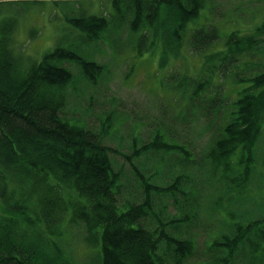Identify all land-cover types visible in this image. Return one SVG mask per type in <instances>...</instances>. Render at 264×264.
<instances>
[{"label":"trees","instance_id":"16d2710c","mask_svg":"<svg viewBox=\"0 0 264 264\" xmlns=\"http://www.w3.org/2000/svg\"><path fill=\"white\" fill-rule=\"evenodd\" d=\"M14 1L0 0V264H78L61 245L70 227H81L83 243L94 250L86 264H187L196 258L195 228L207 207L201 203L206 192L197 188L201 175L216 197L205 212L221 221L208 261L197 264H254L252 244L264 218L244 223L232 210L240 186L252 178L264 121V25L243 27L242 34V9H225L223 0H106L104 15L100 6L86 13L74 0H22L19 7ZM42 5L68 26L62 23L61 39L36 61L17 51L15 34L19 12H40ZM228 24L234 29L224 35ZM119 45L137 56L159 45L161 64L180 58L186 47L200 56L198 74L172 77L185 102L178 113L206 116L209 131L197 161L186 139L165 138L174 149L153 155L159 169L151 170V162L137 194L123 205L105 135L66 110L79 78L96 85L106 71L87 51L117 52ZM225 85L235 88L233 97L221 96ZM109 114L99 131L113 124ZM160 138L156 132L153 144L139 146L132 139V154L156 153ZM164 154L172 162L161 179ZM221 187L226 197L216 195ZM240 248L247 253L242 258Z\"/></svg>","mask_w":264,"mask_h":264},{"label":"rangeland","instance_id":"374dc122","mask_svg":"<svg viewBox=\"0 0 264 264\" xmlns=\"http://www.w3.org/2000/svg\"><path fill=\"white\" fill-rule=\"evenodd\" d=\"M21 1L14 2L17 3L16 7H19ZM223 1L225 3L222 1L221 3L226 6L225 9H229L227 7H232L235 4L242 9L238 8V13L247 16L240 14L244 19H247L246 23L240 21L241 27L238 21V30L242 34L243 27L246 30H254L255 27L264 25V0ZM41 2L44 3V1ZM72 2H74L73 6H81L88 14L97 12V7L100 6L101 11L98 14L104 15L105 10L103 9L108 7V4H103L108 3L106 0H74ZM43 5L40 7V12L35 8L19 12L21 14L20 24L15 34L17 51L22 53L21 50H23L27 57L36 61L61 39L60 27L62 23L64 26H68L62 14L57 16L56 10L53 11L54 8L47 9V12ZM74 11L77 10L74 9ZM44 13L48 14L44 16ZM230 28L234 29L232 24L223 26L224 35L229 33L228 29ZM35 32L37 33L35 34ZM119 46L117 52L103 47L87 51L88 56L102 63L106 71L96 85L90 84L84 78H79L75 90H71L70 109L66 110L69 115L85 120L88 127L95 132L105 135L103 142L111 147L109 161L115 172L119 174L121 183L119 202L120 205H123L128 203L127 201H131L137 194L142 181L141 174L149 173L147 172L148 165L154 161L153 155L156 154L144 152L137 155L135 151L132 154V139H136L135 143L138 146L152 143L153 141L150 140L156 132H160L164 138L174 135L173 138H177L180 142H183L182 139H186L187 143L193 146L189 156H193L197 161L204 155L203 148H208L209 131L205 130L208 123L206 116L201 114L195 116L191 112L183 116L178 113L179 107L185 102L180 99L182 93L176 90V80L172 77L179 72L189 76L198 74L202 62L200 56L188 52L186 47L180 58L161 64L162 51L159 45L141 56L134 54V50L131 48L122 49L124 47ZM262 49H264V43L261 45V51ZM225 86L229 90L225 93L222 91L221 96L233 97L235 88L230 85ZM208 89L215 92L213 87ZM106 113H111L110 117L114 122L104 125L103 130L99 131ZM220 113L219 108L218 114ZM211 115L210 112V120L212 119ZM256 144L252 178L247 186H240L242 195L234 202L235 206L232 210L235 217L244 223L264 218V121ZM164 155L167 156L160 169L161 179H164V175H168L166 167L172 162L169 154ZM158 158L156 159L158 160ZM157 162L154 161L151 170L159 169ZM206 179V175L198 176L196 179L198 190L206 192L201 203L207 207L200 213L197 220L199 224L195 228L197 231L196 258L187 264L208 261V246L214 240L211 235L213 236L218 228L219 220L221 221L218 214L215 213L209 218L205 212L209 211L210 206L216 200L215 191L205 189L203 186V181ZM225 193V189L221 187L216 195L226 197ZM170 211L175 214L174 210L170 209ZM258 230L256 235L260 236V240L253 241V252L250 255L254 258V264H264V225H260ZM61 245L78 264L89 263L95 255L94 250L88 249L83 243L81 227H70ZM245 251L244 248L239 249L238 253H242L240 254L241 258L247 255ZM249 264L253 263L249 262Z\"/></svg>","mask_w":264,"mask_h":264},{"label":"bare ground","instance_id":"6f19581e","mask_svg":"<svg viewBox=\"0 0 264 264\" xmlns=\"http://www.w3.org/2000/svg\"><path fill=\"white\" fill-rule=\"evenodd\" d=\"M154 136H155V134H154ZM154 136H153V138H154ZM153 138L150 140V141H153ZM155 140H156V138H155ZM161 141L163 142V143H161V144H159L160 146H159V149L157 150L156 149V153L157 154H155V156L156 155H160L161 153H163V152H165V151H170V150H172V149H174V147H175V145L173 144V142L172 141H170V140H167V139H162L161 138ZM150 144H153V142L152 143H150ZM153 147V146H152Z\"/></svg>","mask_w":264,"mask_h":264}]
</instances>
